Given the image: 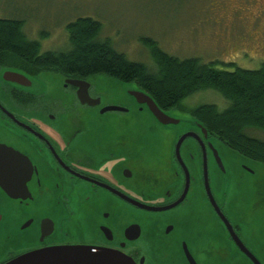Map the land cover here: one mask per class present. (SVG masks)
<instances>
[{
    "label": "flooded vegetation",
    "instance_id": "flooded-vegetation-1",
    "mask_svg": "<svg viewBox=\"0 0 264 264\" xmlns=\"http://www.w3.org/2000/svg\"><path fill=\"white\" fill-rule=\"evenodd\" d=\"M255 5H217L220 26L245 29L221 37L231 58L264 52ZM126 84L107 102L90 79L0 65V264L68 247L123 264H264V166L212 135L199 106L156 102L179 121L165 124Z\"/></svg>",
    "mask_w": 264,
    "mask_h": 264
},
{
    "label": "trees",
    "instance_id": "trees-1",
    "mask_svg": "<svg viewBox=\"0 0 264 264\" xmlns=\"http://www.w3.org/2000/svg\"><path fill=\"white\" fill-rule=\"evenodd\" d=\"M25 22L0 18V65L33 75L56 73L90 79L104 75L124 83H136L165 109L183 106L189 97L206 91L223 96L230 106L202 105L191 113L212 135L239 153L264 165V140L247 131L264 132V65L257 71H234L204 64L198 59L180 60L165 53L156 42L146 39L153 67L134 63L118 53L109 41H100L102 24L78 19L68 27L71 49L42 53L41 43L24 33ZM226 67L227 65L224 64Z\"/></svg>",
    "mask_w": 264,
    "mask_h": 264
},
{
    "label": "rangeland",
    "instance_id": "rangeland-1",
    "mask_svg": "<svg viewBox=\"0 0 264 264\" xmlns=\"http://www.w3.org/2000/svg\"><path fill=\"white\" fill-rule=\"evenodd\" d=\"M230 1L0 0V18L25 22V35L31 41L41 43L42 53L69 51L71 44L67 27L78 19L90 18L102 24L99 40L109 41L118 53L134 63L153 67L150 51L144 44L146 39H151L165 53L180 60L224 63L227 66L223 64L219 68L228 71L235 70L229 64L243 70L257 71L264 65V52L257 57L247 58L241 54L239 59L231 58L228 48L221 45V37L228 32L232 35L245 33L242 26L223 28L217 23L218 14L221 13V6L217 5ZM255 1V10L259 12L264 9V0ZM223 30L226 32L221 33ZM46 76L54 77L53 74ZM90 80L109 99L107 102L117 100L122 94L121 88L133 86L104 75ZM184 105L191 109L213 105L224 112L230 103L219 93L206 91L189 97ZM247 133L264 140V132L249 130Z\"/></svg>",
    "mask_w": 264,
    "mask_h": 264
},
{
    "label": "water",
    "instance_id": "water-1",
    "mask_svg": "<svg viewBox=\"0 0 264 264\" xmlns=\"http://www.w3.org/2000/svg\"><path fill=\"white\" fill-rule=\"evenodd\" d=\"M12 81L21 82L27 78L17 73L16 71L7 72ZM85 82L75 81V84L83 85ZM133 95L139 100L140 103L147 104L157 119L165 124L177 121L174 118L166 115L148 93L138 91L133 92ZM118 108L105 109L103 112L110 110H117ZM179 122V121H177ZM1 152H8L4 148H0ZM121 257H116L111 253L103 254L95 251L90 247H68L44 250L20 257L8 264H123Z\"/></svg>",
    "mask_w": 264,
    "mask_h": 264
}]
</instances>
